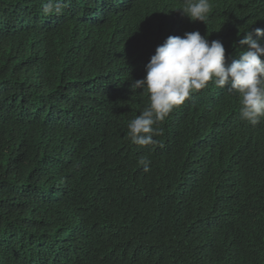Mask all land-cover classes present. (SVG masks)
<instances>
[{
    "label": "trees",
    "instance_id": "trees-1",
    "mask_svg": "<svg viewBox=\"0 0 264 264\" xmlns=\"http://www.w3.org/2000/svg\"><path fill=\"white\" fill-rule=\"evenodd\" d=\"M42 3L0 0V264H264V118L230 85L127 137L156 47L199 31L230 64L264 0H210L205 22L184 0Z\"/></svg>",
    "mask_w": 264,
    "mask_h": 264
},
{
    "label": "clouds",
    "instance_id": "clouds-1",
    "mask_svg": "<svg viewBox=\"0 0 264 264\" xmlns=\"http://www.w3.org/2000/svg\"><path fill=\"white\" fill-rule=\"evenodd\" d=\"M64 0H43L45 14H60ZM191 21L205 22L212 10L210 0H184L180 9ZM255 37V38H254ZM264 29L247 30L239 44L238 59L226 64L225 47L220 40H208L199 31L185 32L183 36H168L158 45L145 65V76L132 81L133 92L142 89L148 93L149 103L127 124V137L136 145L156 143L154 135L158 122L164 121L190 96L206 88L209 82L239 97V115L252 126L264 118ZM246 46V47H243ZM149 161L139 164L149 171Z\"/></svg>",
    "mask_w": 264,
    "mask_h": 264
}]
</instances>
